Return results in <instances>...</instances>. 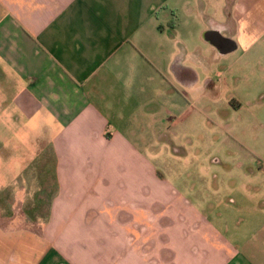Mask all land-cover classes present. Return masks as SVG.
<instances>
[{"label": "crops", "instance_id": "obj_1", "mask_svg": "<svg viewBox=\"0 0 264 264\" xmlns=\"http://www.w3.org/2000/svg\"><path fill=\"white\" fill-rule=\"evenodd\" d=\"M263 40L264 0H0V264H264V148L188 141Z\"/></svg>", "mask_w": 264, "mask_h": 264}, {"label": "rangeland", "instance_id": "obj_2", "mask_svg": "<svg viewBox=\"0 0 264 264\" xmlns=\"http://www.w3.org/2000/svg\"><path fill=\"white\" fill-rule=\"evenodd\" d=\"M193 45L207 46L201 37L192 39ZM264 41V40H263ZM263 41L257 43L255 48L259 55L261 65L255 64L252 67L246 65V61H249L250 54L239 57L240 55H233V60L236 61V67L232 70L216 73L217 76L226 78V84L223 87L228 86L227 92L223 95L230 97L229 107L225 108V111L220 109L219 118L215 116L204 117L199 112L195 113L196 125L195 134L190 135L188 138L190 145H213L217 146L219 151L218 155L220 161L216 164L215 157L211 156L212 173L220 174L222 177L224 174H232L237 176L239 167L235 165L236 160L242 161L244 159L237 158L240 154L244 153L245 145H255L256 147L264 148V45ZM254 51V50H252ZM232 60V62H233ZM242 75H238L239 69ZM218 68V70H221ZM217 70V69H216ZM245 97L244 106L240 109H233L236 106L233 95ZM248 96V97H247ZM224 103V101H223ZM226 105V103L224 104ZM213 110L215 106L211 107ZM194 118V116H193ZM219 119V121H218ZM217 120L218 122L215 123ZM235 145H239L235 146ZM243 145V146H240ZM215 167L217 169H215ZM227 177H230L227 175ZM251 224H245L242 232L244 235L248 234L252 229Z\"/></svg>", "mask_w": 264, "mask_h": 264}, {"label": "water", "instance_id": "obj_3", "mask_svg": "<svg viewBox=\"0 0 264 264\" xmlns=\"http://www.w3.org/2000/svg\"><path fill=\"white\" fill-rule=\"evenodd\" d=\"M204 36L208 41H210L214 44L221 42L224 38L222 35H220V33H217L215 31H211V30L206 31Z\"/></svg>", "mask_w": 264, "mask_h": 264}]
</instances>
